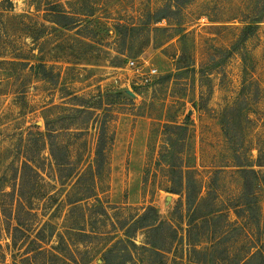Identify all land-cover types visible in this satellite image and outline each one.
Segmentation results:
<instances>
[{
    "label": "rangeland",
    "instance_id": "374dc122",
    "mask_svg": "<svg viewBox=\"0 0 264 264\" xmlns=\"http://www.w3.org/2000/svg\"><path fill=\"white\" fill-rule=\"evenodd\" d=\"M102 138L96 184L79 182ZM188 185L218 211L196 250L211 230L214 264L264 252V0H0V264H99L105 245L111 264H190ZM41 236L47 254L26 255Z\"/></svg>",
    "mask_w": 264,
    "mask_h": 264
},
{
    "label": "trees",
    "instance_id": "16d2710c",
    "mask_svg": "<svg viewBox=\"0 0 264 264\" xmlns=\"http://www.w3.org/2000/svg\"><path fill=\"white\" fill-rule=\"evenodd\" d=\"M92 16V15H91ZM78 22H73L72 24H76V25H80ZM56 23V22H55ZM68 25L71 24H64L62 25V27H66ZM118 29V27H117ZM79 112H85V110H78ZM109 130V126H107V132ZM106 132V131H105ZM110 141H112V139H107V138H102L98 140V144H97V151H96V158L94 161V165H91L89 170L87 171L86 175H79L78 176V181L82 182L84 180L85 177H90V181L92 182V184H96V177H98V175H100V169L104 168L105 165V160H104V152L106 150V147L109 145ZM261 158L259 157V163H261ZM239 166V165H238ZM262 166V165H259ZM27 169H29L30 171L37 173L36 170L29 164L27 163L25 166ZM58 167L59 169L61 168V164L58 163ZM240 167V166H239ZM60 171V170H59ZM76 171V170H75ZM244 172V183H243V190L241 195L239 196V202H242L244 205L243 207H246L249 211V213H254L253 211L257 210L258 208V195L257 192L255 190L256 188V183L254 182V180L259 179L257 173L254 170H251V172H249V170H243ZM191 173V170H188L187 173ZM249 173H252V175H254V180L250 179V175ZM83 176V177H82ZM87 197L83 198L82 200H86V199H92L94 197H96V189L95 186L92 187V192L86 194ZM208 195L210 196V192L208 193ZM20 196L24 199V193L23 191L20 192ZM207 198H203L201 196V191L198 190L197 188H195V186H187V202H188V218H189V237H188V247L189 250L187 251V261L190 264H214L215 261L217 260L216 258V252L218 249L217 246L218 244L220 245L221 242L220 240L216 241V234L211 233L212 235H208L206 238L207 240H205V242L207 243L206 246L202 247L201 250H196L197 248L195 247L196 243H199V238L197 240V238H192V232L197 228L199 229V224L198 221L199 220H203V223H210L212 221H216V219H218V211L214 210L212 206H210V209L205 212L202 213L201 211H203V207L206 204V199ZM96 199V203L100 206V215H107L105 208L103 207L101 201L98 198ZM81 201V200H79ZM19 207L17 208L16 212H17V216L15 215V221H16V226L12 227V232H13V246H17L18 245V241L16 238V234L20 233L22 235H24V237H26L28 239V236L26 235V232L28 231L26 229V224L22 221L21 219V215L22 213L24 214H28V215H33L32 211V207H27V205L24 202H19ZM72 205V204H70ZM98 207V206H95ZM232 207H238V210H236L234 213L236 214L237 217H242L243 214L245 212H247L245 210V212L243 211V209L239 208L238 206H232ZM242 207V206H240ZM152 209V208H151ZM153 210V209H152ZM37 215V214H36ZM223 215V214H221ZM87 214L83 212V218L86 220ZM156 230V229H155ZM81 233V232H80ZM217 233V232H216ZM226 233V232H224ZM38 235V234H37ZM90 234H86L81 233V240L78 239V241H84L82 240L83 237L89 238ZM210 237V238H209ZM47 238L45 237H37L34 240H31V242L29 243V246L26 248V255L33 253V251H37L36 255H45L47 254L48 250L43 249V244H45L47 241ZM60 241L64 242L65 239L63 236H60ZM61 242V243H62ZM25 243V242H24ZM61 243L59 244V246L56 248L57 251H62L60 250L61 248ZM35 245L33 250H31V245ZM157 244H148L149 248H145L143 247V250L145 251H151L152 254L154 255H163L162 253V249H159L158 246H156ZM1 244H0V249H1ZM66 247L69 248V245L66 243ZM113 249H107V245H105V247L100 250L97 253V257L99 255H101L100 258H98L97 261H100L99 264H111L112 263V259L110 258V254L112 253ZM198 253L202 258L199 261H192V258L190 257L191 253ZM60 253V252H59ZM226 256V259L223 262H219L218 264H251L252 261H261L259 262V264H264V252L262 249L253 246L250 247V251L246 253V255L242 258L239 259L238 262H236L234 259L232 258L233 254L230 250H226V252L224 253ZM52 257L60 259L62 261H64L59 255L57 254H52ZM28 259V258H27ZM92 260L90 259V262ZM64 263H66L64 261Z\"/></svg>",
    "mask_w": 264,
    "mask_h": 264
},
{
    "label": "built area",
    "instance_id": "2783aa9c",
    "mask_svg": "<svg viewBox=\"0 0 264 264\" xmlns=\"http://www.w3.org/2000/svg\"><path fill=\"white\" fill-rule=\"evenodd\" d=\"M131 65H132V66H135V62H132ZM156 72H157L156 69H150V71H149V75H153V74H155Z\"/></svg>",
    "mask_w": 264,
    "mask_h": 264
},
{
    "label": "water",
    "instance_id": "95a60500",
    "mask_svg": "<svg viewBox=\"0 0 264 264\" xmlns=\"http://www.w3.org/2000/svg\"><path fill=\"white\" fill-rule=\"evenodd\" d=\"M168 200H170V198H168Z\"/></svg>",
    "mask_w": 264,
    "mask_h": 264
}]
</instances>
